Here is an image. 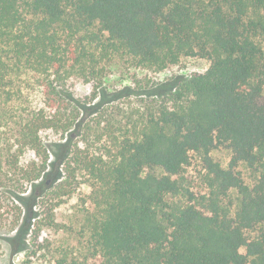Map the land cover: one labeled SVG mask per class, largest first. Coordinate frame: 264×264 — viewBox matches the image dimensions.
<instances>
[{"label":"trees","instance_id":"trees-1","mask_svg":"<svg viewBox=\"0 0 264 264\" xmlns=\"http://www.w3.org/2000/svg\"><path fill=\"white\" fill-rule=\"evenodd\" d=\"M119 57L151 74L142 88L183 58L210 65L143 99L138 130L109 145L103 112L85 121L67 86L99 89ZM35 93L12 136L0 133L1 228L20 225L28 186L47 175L42 133L53 131L81 144L58 182L33 195L63 203L83 173L90 200L79 221L88 254L57 264H264V0H0V132L8 105ZM221 147L228 167L212 155ZM191 153L206 171L203 193L186 184Z\"/></svg>","mask_w":264,"mask_h":264},{"label":"rangeland","instance_id":"rangeland-1","mask_svg":"<svg viewBox=\"0 0 264 264\" xmlns=\"http://www.w3.org/2000/svg\"><path fill=\"white\" fill-rule=\"evenodd\" d=\"M209 65L206 59L183 58L177 66L170 67L154 77V82H157L155 85L142 88V80L152 78L151 74L135 68L127 58L119 57L111 65L110 74L99 89H96L94 81L75 79L69 82L67 88L74 99L79 100L81 117L85 118V121L94 119L96 111L103 112L101 127L108 128L111 135L102 129V142L110 145L112 138L122 139L138 130L135 125L140 118L139 110L142 109L143 99L162 96L174 90L182 80L194 73L206 71ZM19 83L22 86L29 85L22 80ZM37 97L38 94L35 93V96L8 105L11 117L0 132L2 139L12 136L15 126L20 124L26 114L28 105L36 102ZM42 140L50 157L47 175L35 185L28 186L29 191L22 201L23 217L20 225L13 230L0 227V264H57V261L65 256L71 260L88 254L90 243L88 236L83 235L79 222L90 205L84 186L88 178L79 173L76 181L78 187L74 194L66 197L60 204L59 199L35 197L32 193L36 189L40 194L46 189V185L58 182L72 145L76 142L81 144V137L73 135L71 139L69 135L45 131L42 133ZM212 155L224 167L229 166L232 158L230 149L221 147L214 150ZM28 158L29 154L24 156L23 161ZM237 169L245 182H254L255 173L246 165L240 164ZM205 173L200 156L191 153V162L185 167L183 174L187 186L195 193L205 192ZM36 211L45 225L38 238L32 235L34 227L31 224L35 222V219L31 218ZM52 217L56 221L54 225L49 223Z\"/></svg>","mask_w":264,"mask_h":264}]
</instances>
